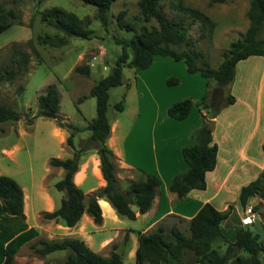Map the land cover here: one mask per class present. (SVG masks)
Masks as SVG:
<instances>
[{"label": "rangeland", "instance_id": "rangeland-1", "mask_svg": "<svg viewBox=\"0 0 264 264\" xmlns=\"http://www.w3.org/2000/svg\"><path fill=\"white\" fill-rule=\"evenodd\" d=\"M138 1L115 0L107 13L108 23L104 25L96 17V7L81 0H43L42 2L23 0L18 8L23 24L12 25L0 33V65L9 63L12 45L22 47L30 54L28 70L24 74L18 75L13 80L0 81V102L13 105L22 113V118L19 120L0 124V175L12 177L24 190L25 214L24 218L20 217L19 220L18 216L11 222L0 218V248H2L0 254H3L0 264L4 261L5 251L12 253L13 264H62L66 251L40 255L34 252L30 244L41 238L53 240L65 237L81 238L92 250L103 256H109L112 251H116L122 255L124 264H135L136 253L132 255V252L136 230L140 228L142 221L120 216L113 208L111 209L116 216L112 215L102 207L100 224L95 223L87 213H84L71 227L43 217L45 211H53L60 205L63 196V192L55 187V183L62 178L64 170L52 167L49 160L52 157H70L74 150L67 144V137L71 132L69 128L60 126L56 118H45L36 114L38 96L45 93L46 88L53 84L60 93L58 116L63 122H71L83 127L95 117L96 99L89 95V90L93 84L110 72L116 57L121 52V47L115 43L114 37L131 38L134 31L138 32L143 25L149 28L158 26L155 19L143 20ZM55 5L63 6L87 20L91 37L70 38L68 43L61 47L40 44L37 40L38 35L58 34L54 28L40 20V11ZM180 5L201 10L211 19L213 26L199 19L194 20L181 9ZM160 8L168 18L184 23L192 47L200 51L203 60L212 67H217L221 63L223 51L229 48L231 41L244 36L249 24L247 18L249 0H227L223 3H212L209 0H162ZM121 10H125V18L133 24L134 31H125L118 26L116 18ZM260 37H264V31ZM154 59L146 69L123 68V83L110 88L107 109L110 123L115 118L119 119L117 134H121L118 139L120 146H123L125 141L127 148L131 144H136L141 153L148 157L150 166L156 167L155 157L163 161L165 156L163 151L168 145L172 143L173 146L176 142L175 128H170L174 130L169 131L170 133L161 128L168 125L162 120L163 117H170L167 114L168 109L166 111L167 102H171V105L177 101L190 99L193 102L191 110L196 115L201 111H207L200 110L201 106L198 103L207 90H209V101L212 100L213 94L224 99L229 93L233 96L235 93L240 100L233 108V113L236 110H243L242 115L234 116L235 120L232 121L236 125H241L237 129L239 126L236 127L234 124L235 143L241 142L252 128L256 109L260 112L262 121L264 116L262 66L251 68L248 73L241 67L238 72L240 76L248 77L247 83L244 89H239L240 84L234 83V93H232L233 82L224 87L223 91H216L214 81L208 86L205 77L188 72L182 61L161 55L155 56ZM86 65L90 67L89 74L75 70L77 66ZM169 78H177L178 83L168 84ZM83 95L86 97L80 100ZM120 100H123L124 108L118 111L114 105ZM202 117L203 121L208 119L207 116H203V112ZM171 124L174 125L173 122ZM153 127L158 129L155 133ZM182 130L185 131L183 128ZM166 132L169 139L166 138ZM89 133L87 130L78 132L74 137L75 146L79 147L85 143ZM127 134L129 136L125 139ZM164 136L168 139L165 143H163ZM130 148L126 159L123 158L124 161H131ZM114 162L119 184L125 189L128 181L133 180L131 177L137 175V169L120 168V161L116 156ZM77 172L73 177L74 182L77 185L83 184L81 188L86 198L102 186L100 160L95 150H88L81 156ZM235 175L239 179L243 178V175H239L237 171ZM234 191L225 197L235 203L239 196ZM100 204L107 208L106 203L101 201ZM238 204V214L232 207L237 218L239 213L243 214L246 206H252L255 212L259 208L258 204L248 202L244 207ZM178 217L169 215L162 223L167 229L173 224L178 225L185 234H189L188 223ZM226 220L227 218H224L222 222ZM5 239L4 246L1 247ZM181 264H195L192 253L185 256Z\"/></svg>", "mask_w": 264, "mask_h": 264}, {"label": "trees", "instance_id": "trees-1", "mask_svg": "<svg viewBox=\"0 0 264 264\" xmlns=\"http://www.w3.org/2000/svg\"><path fill=\"white\" fill-rule=\"evenodd\" d=\"M23 0H0V33L12 25L23 24L19 4ZM42 2L43 0H38ZM85 4L96 7V17L107 25V13L115 0H81ZM162 0H139L140 14L144 21L155 19L157 27L149 28L143 25L138 32L133 24L126 20L125 10L117 15L118 26L125 31H134L131 38L114 37V41L121 47V52L114 61L110 72L100 78L89 90V95L96 99V115L87 125L80 127L73 123L63 122L58 116L60 107V93L55 85H49L45 93L38 96L37 116L56 118L62 127L71 130L67 137V144L73 148V155L67 158L52 157L49 164L64 170L55 187L63 192L60 205L53 211H45L43 217L48 220L61 222L65 226H74L84 213L90 215L97 224L102 222V209L99 198L106 199L116 210L117 214L129 219H136L137 214L147 212L153 202L161 180L156 175L146 174L144 180H129L125 189L121 188L115 155L107 145L110 134V123L107 117L109 90L123 83V68L135 70L148 68L157 55L169 57L175 61H182L188 72L198 73L207 79L209 86L215 82L214 90L223 91L235 79L236 65L239 61L250 56H264V0H249L247 18L248 27L243 37L231 41L227 50L222 53V61L217 67L210 66L203 60V54L192 47V41L187 37V27L180 20L168 18L161 10ZM212 3H223L227 0H209ZM181 9L191 18L199 19L203 23L213 26L211 19L201 10L180 5ZM40 20L47 26L54 28L58 34L54 36L38 35L37 40L42 45L61 47L70 38L89 39L91 30L89 22L79 17L75 12L63 6L55 5L40 11ZM30 54L20 46L10 47L9 63L0 65V81L13 80L28 70ZM76 71L90 73V67L77 66ZM168 84H177V78H169ZM209 90L203 95L199 103L203 116L216 117L225 107L233 104L235 97L229 93L224 99L212 95L208 100ZM86 95L81 96L82 100ZM192 101L184 99L172 103L168 108L170 117L185 119L191 110ZM115 109L123 110V100L115 103ZM22 118V113L13 105L0 102V124L14 122ZM208 119L191 133L193 144L185 146L182 154L188 163V170L174 176L168 190L182 199L192 190L206 188V174L216 167L218 145L213 141L212 131L207 127ZM89 131L85 143L76 147L74 137L78 132ZM264 150V142L262 144ZM95 150L99 156L100 168L105 185L86 194L74 182V174L78 171L81 156L88 150ZM139 170V169H137ZM78 173V172H77ZM251 197H264V172L257 178L241 187L239 201L246 206ZM0 202L2 210L12 216L24 218L23 190L12 177L0 175ZM136 207V209L134 208ZM232 210L230 205L222 211L206 202L199 211L188 220L189 234H185L177 225L169 229L163 223L155 230L140 232L136 250L135 264H181L187 255L192 253L195 264H264L260 258L264 252V245L258 233L248 225L238 229L233 242H230L221 230V222L227 218ZM180 218V217H178ZM182 220V218H180ZM34 252L47 255L57 251H66L62 264H124L122 256L112 251L109 256H103L92 250L83 239L65 237L62 239L41 238L30 244ZM2 264H13V255L4 252Z\"/></svg>", "mask_w": 264, "mask_h": 264}, {"label": "crops", "instance_id": "crops-1", "mask_svg": "<svg viewBox=\"0 0 264 264\" xmlns=\"http://www.w3.org/2000/svg\"><path fill=\"white\" fill-rule=\"evenodd\" d=\"M260 66H262V76L264 77V56H250L247 59L239 61L236 65V75L232 83L233 87L231 88V92L234 93V83L240 84L239 89L245 88V85L247 83L246 78L248 77L245 75L244 77L240 76V72L238 71H240L241 67L248 73L251 68ZM234 97V103L225 107L216 117L213 118L215 120V126L212 131V135L214 141L218 145V153L216 167L206 174V188L204 190H192L182 199H178L175 193L170 192L168 190V186L175 175L183 173L189 168L188 163L183 157L182 149L185 146H190L193 144L191 133L194 129L202 125L203 111H201L200 114L196 113V115H194L191 110L189 115L183 120H175L168 116L163 117L162 120H165L168 125H164L161 128L164 130L166 129L168 133H170L169 131L177 130V133H175L177 134V137L176 142L175 144H173V146L171 143L170 145H168V148L165 151H163L162 149V151L165 152L163 161H159L155 157V168L152 165L150 166L151 163L148 160V157L144 153H141L136 144H131L129 146V148L131 147V161H124L123 158L126 159V157L128 156L129 148H127V143H125L126 141L124 142L123 146H120V143L118 141L121 136V134H117L119 119L115 118L113 122H109L110 134L107 139V144L112 149L115 156L119 158V167L139 169L137 170V175L131 177L133 180H144L146 174L156 175L161 180V185L156 191L150 209L143 214H137L136 220L142 221V225L138 230H136L137 235L134 241V251L132 252V255L136 253L138 247L139 233L155 230L156 227L160 223H162V221L169 215H175L177 217L179 216L180 218H182L183 222L188 223V220L191 219L206 202H210L214 205L215 208L222 211L226 210L231 205L236 209L238 214V203H240L239 198L237 199V202L234 203L232 200L227 199L225 196L233 190H235L234 192L237 196H239V192L242 186L248 184L249 182L257 178L260 173L264 172V150L262 148V144L264 142V116L261 121V114L258 109H256L254 124L252 128L248 132L247 136H245V138L241 140V142L235 143L234 127L239 126L237 128L239 129L241 125H236V123H233L235 120L234 116L240 117L239 115H242L243 110H236V112L233 113V108L238 104L240 100L239 96L235 93ZM170 103L171 102H167L166 111L170 106ZM191 112L193 115L191 114ZM232 117L233 120H231ZM171 122H173L175 126L172 125ZM170 128L175 129L170 130ZM182 128L185 129V131H183ZM132 130L134 131V129ZM157 130L158 129H156V127H153V133H155ZM168 133L166 134V136L168 135ZM129 134L125 136V139L128 138ZM166 138H168V136ZM168 139H165L164 136L163 143H165V141H168ZM254 139L256 140L254 145H252ZM154 146L156 147V144H154ZM236 171L239 175H243L242 179H239L236 175L234 176V173ZM82 185L83 184L78 186L81 187ZM103 185H105V181L102 178V186ZM101 201L102 203L107 204V208H104L103 206L101 207L109 213H112V215H115L111 209L113 208L111 204L104 198L98 199L99 204ZM248 203L259 205L258 210L255 212L254 223L248 226L250 228H253L254 231L258 233L260 241L264 245V197H252L248 200ZM134 208L136 209L135 206ZM113 210L116 211L114 208ZM241 216L242 213H239V217H235L233 210H231V213L227 217V220L221 223L220 227L222 230V234L230 242L234 241L238 229L243 227L241 225ZM17 217L18 216L8 215L3 212L0 202V218L11 222L13 221V219L16 220ZM18 219L20 220L21 218L19 217ZM178 227L180 228V226ZM5 241L6 239L2 241L1 247L4 246ZM1 250L2 248H0V253ZM185 256H187V253H185ZM2 258L3 254H0V260ZM261 260H264V253L261 255Z\"/></svg>", "mask_w": 264, "mask_h": 264}, {"label": "built area", "instance_id": "built-area-1", "mask_svg": "<svg viewBox=\"0 0 264 264\" xmlns=\"http://www.w3.org/2000/svg\"><path fill=\"white\" fill-rule=\"evenodd\" d=\"M255 211L252 206H246L241 216V225L247 226L254 223Z\"/></svg>", "mask_w": 264, "mask_h": 264}, {"label": "water", "instance_id": "water-1", "mask_svg": "<svg viewBox=\"0 0 264 264\" xmlns=\"http://www.w3.org/2000/svg\"><path fill=\"white\" fill-rule=\"evenodd\" d=\"M214 126H215V120H214L213 118L209 119L208 124H207V127H208L211 131H213Z\"/></svg>", "mask_w": 264, "mask_h": 264}]
</instances>
